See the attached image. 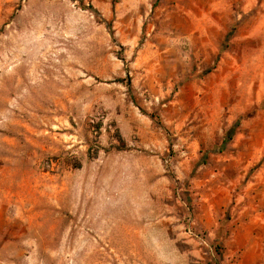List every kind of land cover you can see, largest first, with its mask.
Listing matches in <instances>:
<instances>
[{
  "label": "rangeland",
  "instance_id": "374dc122",
  "mask_svg": "<svg viewBox=\"0 0 264 264\" xmlns=\"http://www.w3.org/2000/svg\"><path fill=\"white\" fill-rule=\"evenodd\" d=\"M0 264H264V0H0Z\"/></svg>",
  "mask_w": 264,
  "mask_h": 264
},
{
  "label": "trees",
  "instance_id": "16d2710c",
  "mask_svg": "<svg viewBox=\"0 0 264 264\" xmlns=\"http://www.w3.org/2000/svg\"><path fill=\"white\" fill-rule=\"evenodd\" d=\"M97 128L99 129V127L97 126ZM236 130V127H233L231 130H230V135L229 136H231L232 135V133L234 132Z\"/></svg>",
  "mask_w": 264,
  "mask_h": 264
}]
</instances>
